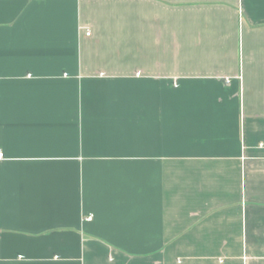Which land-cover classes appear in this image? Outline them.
<instances>
[{
  "label": "crops",
  "instance_id": "0c3cea01",
  "mask_svg": "<svg viewBox=\"0 0 264 264\" xmlns=\"http://www.w3.org/2000/svg\"><path fill=\"white\" fill-rule=\"evenodd\" d=\"M0 150V264H264V0H0Z\"/></svg>",
  "mask_w": 264,
  "mask_h": 264
},
{
  "label": "built area",
  "instance_id": "2783aa9c",
  "mask_svg": "<svg viewBox=\"0 0 264 264\" xmlns=\"http://www.w3.org/2000/svg\"><path fill=\"white\" fill-rule=\"evenodd\" d=\"M90 33L87 31L86 32V36H88ZM2 158H3V152L0 150V160H2ZM86 220L87 221H90L91 220V216H88L87 218H86Z\"/></svg>",
  "mask_w": 264,
  "mask_h": 264
}]
</instances>
